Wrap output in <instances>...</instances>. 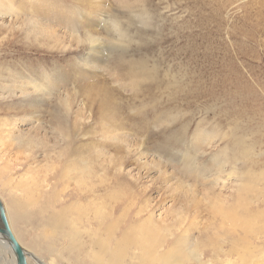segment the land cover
<instances>
[{
    "label": "rangeland",
    "instance_id": "1",
    "mask_svg": "<svg viewBox=\"0 0 264 264\" xmlns=\"http://www.w3.org/2000/svg\"><path fill=\"white\" fill-rule=\"evenodd\" d=\"M0 3V168L38 224L0 198L29 264H74L53 210L85 243L103 221L184 264H264V0Z\"/></svg>",
    "mask_w": 264,
    "mask_h": 264
},
{
    "label": "bare ground",
    "instance_id": "2",
    "mask_svg": "<svg viewBox=\"0 0 264 264\" xmlns=\"http://www.w3.org/2000/svg\"><path fill=\"white\" fill-rule=\"evenodd\" d=\"M2 6L3 4L0 3V13L3 16V13L1 12L3 9ZM46 6L48 5H46L45 3L41 5L37 3V6L33 5L32 11L34 12L33 14H35L33 16L34 22H40L37 16L40 11L38 12L39 9H37L36 7L45 8ZM44 25L45 24H43L42 26ZM49 85L51 87V84ZM11 89H17L19 98H22L21 100L39 99L43 97V94H45V86L39 83H35L33 85L31 83H21L17 88L11 87ZM49 89L46 88V90ZM32 102L36 105L40 104L39 100ZM8 132L10 131H7L6 133ZM3 174V169L0 168V190L4 192L9 191L7 202L9 203L11 209H13V211L15 212L14 216L16 217V220L20 221L25 228H28V226H32L33 224L35 225V223H37L34 220L36 218V215L33 212H28L27 210V207L30 205L31 200L28 198H23L24 194L17 195L11 187H8V183L6 182ZM1 202L3 204L9 228L11 229V222L6 205L3 203V201ZM57 212L56 210L50 211L49 216L47 215L48 218L46 216L47 220L45 221L44 219V228L46 231L49 228L51 229V231L52 229L54 231L53 237L55 246L52 249L55 252V255L58 257H63V255L69 254L74 264H81V261L83 262L82 264H184L180 261L181 259H171L172 255L170 254V252H173V248H170V243L168 241L160 240L158 238L152 239L150 237L137 236L135 234V228L133 229L131 225L125 227L123 231H121L119 235H117L115 233L116 228L112 232H106L108 231L107 226L104 225L103 221H97L94 225L88 223L89 229H91L93 233H88L87 237L90 239L85 243V241H83L81 238V232L75 226V224L70 223L71 221H66L65 216ZM11 231L13 235H15L12 229ZM42 238L43 237H41V239ZM16 240L25 251L18 238H16ZM59 242H62L65 245H60ZM1 250H4L6 252L9 251L11 257L8 259L5 258L4 255H1ZM26 258L27 264H29L27 254ZM33 260L35 261L34 264H44L34 255ZM0 264H16V259L13 252L11 251L10 245L6 238L1 234Z\"/></svg>",
    "mask_w": 264,
    "mask_h": 264
},
{
    "label": "water",
    "instance_id": "3",
    "mask_svg": "<svg viewBox=\"0 0 264 264\" xmlns=\"http://www.w3.org/2000/svg\"><path fill=\"white\" fill-rule=\"evenodd\" d=\"M0 224H1L0 234L4 236L8 241L11 251L15 256L16 264H27L25 251L20 246L15 236L13 235L11 229L9 228L5 211L3 208V204L1 201H0Z\"/></svg>",
    "mask_w": 264,
    "mask_h": 264
}]
</instances>
